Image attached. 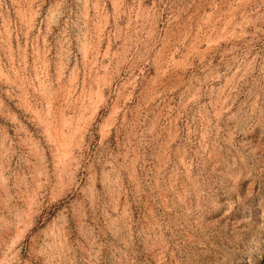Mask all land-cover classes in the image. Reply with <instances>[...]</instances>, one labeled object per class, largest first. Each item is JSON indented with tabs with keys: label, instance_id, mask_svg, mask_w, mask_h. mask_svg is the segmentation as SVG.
Returning <instances> with one entry per match:
<instances>
[{
	"label": "rangeland",
	"instance_id": "rangeland-1",
	"mask_svg": "<svg viewBox=\"0 0 264 264\" xmlns=\"http://www.w3.org/2000/svg\"><path fill=\"white\" fill-rule=\"evenodd\" d=\"M0 264H264V0H0Z\"/></svg>",
	"mask_w": 264,
	"mask_h": 264
}]
</instances>
